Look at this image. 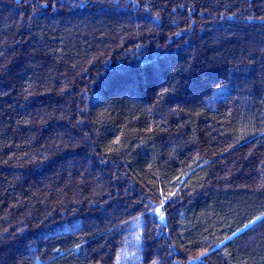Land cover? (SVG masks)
<instances>
[{
    "label": "trees",
    "instance_id": "obj_1",
    "mask_svg": "<svg viewBox=\"0 0 264 264\" xmlns=\"http://www.w3.org/2000/svg\"><path fill=\"white\" fill-rule=\"evenodd\" d=\"M0 264H264V0H0Z\"/></svg>",
    "mask_w": 264,
    "mask_h": 264
},
{
    "label": "snow or ice",
    "instance_id": "obj_2",
    "mask_svg": "<svg viewBox=\"0 0 264 264\" xmlns=\"http://www.w3.org/2000/svg\"><path fill=\"white\" fill-rule=\"evenodd\" d=\"M163 208V203L161 204V209ZM157 211L159 212L161 219H163V212L160 209H157ZM262 217H257V220L261 219ZM252 223H255V221H253ZM245 227H247V225H245Z\"/></svg>",
    "mask_w": 264,
    "mask_h": 264
}]
</instances>
